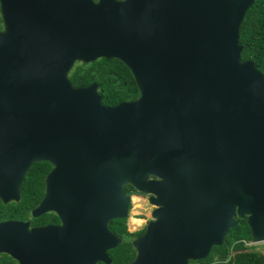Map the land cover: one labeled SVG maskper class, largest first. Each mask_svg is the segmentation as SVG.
I'll list each match as a JSON object with an SVG mask.
<instances>
[{"label": "water", "instance_id": "obj_1", "mask_svg": "<svg viewBox=\"0 0 264 264\" xmlns=\"http://www.w3.org/2000/svg\"><path fill=\"white\" fill-rule=\"evenodd\" d=\"M253 1L0 0V199L48 161L31 214L61 220L0 221V251L108 264L107 223L131 194L153 206L128 264L202 259L243 217L264 242V72L238 41ZM100 57L129 68L136 98L105 105L96 81L71 83L74 62Z\"/></svg>", "mask_w": 264, "mask_h": 264}, {"label": "trees", "instance_id": "obj_2", "mask_svg": "<svg viewBox=\"0 0 264 264\" xmlns=\"http://www.w3.org/2000/svg\"><path fill=\"white\" fill-rule=\"evenodd\" d=\"M238 41L242 48L241 59L250 60L256 68L264 72V0H254L247 9L239 26ZM68 77L74 86H85L96 81L101 103L105 105L131 100L139 94L129 68L114 57H100L91 62H76L69 71ZM50 168L51 164L48 161H37L29 167L21 187V199L11 203L16 207L13 210L6 209L9 213H14L15 216L27 214L28 209L36 204L42 192L37 182L42 183L44 174ZM6 210H3V214ZM237 221V224L228 230L220 245L212 246L204 258L190 260V264H264V250L258 251L256 245L248 244L251 241V234L245 217L238 218ZM109 227L121 237L118 245L108 250L111 258L109 264H128L135 255L132 238L140 235L143 229L128 232L125 218L110 221Z\"/></svg>", "mask_w": 264, "mask_h": 264}, {"label": "flooded vegetation", "instance_id": "obj_3", "mask_svg": "<svg viewBox=\"0 0 264 264\" xmlns=\"http://www.w3.org/2000/svg\"><path fill=\"white\" fill-rule=\"evenodd\" d=\"M46 174H44V176L42 178V183L37 182V185L41 189L42 192H41V195H40L38 201L36 202V204L28 209L27 214H22L21 216L17 214L18 216H15L14 213H9L7 211L8 209H12V210L15 209V207H16L15 204H11V203L18 202L21 199V196H22L21 187H22L23 182L19 188V194L20 195H19L18 200H9V201L4 202L0 199V210H2L1 214H0V221L19 220V221H23V222H28V228L29 229H31L33 227H42V226H47V225H60L61 220L55 211L49 210V211L43 212L37 216H32V214H31L32 208L38 204V202L40 201V199L43 197V195L45 193V177H46ZM127 190H133V187L131 185H126L124 187V191H127ZM142 198L146 199V196H143ZM130 201H131V197H130ZM146 201H147V199H146ZM151 208H150V212H151ZM3 210L4 211L6 210V212L4 214H3V212H4ZM130 213H131V203L128 206V216L125 217V224H126L127 231L128 232H134V231L141 230V229L144 230L146 223L151 219V215L149 214V216L147 218L140 217V219L142 220V224H139V226L135 227L133 230H129L127 228V218L129 217ZM131 218H133V217L131 216ZM115 219H117V218H115ZM112 220H114V219H112ZM112 220H109L107 223L108 224L107 226L109 229H110L109 223ZM136 237H134V238H136ZM134 238H132V240ZM42 241H43L42 246L46 245L47 247L52 248V245L50 244L49 240L43 239ZM40 249H41V247L31 251L32 252L31 254L26 249L23 253L19 254V256L21 257L20 258L21 262H22L21 264H45V260H47L48 256H45V253L43 251H41ZM98 263H103V262H97V264ZM0 264H20V262L18 259L11 256L9 253L0 251Z\"/></svg>", "mask_w": 264, "mask_h": 264}, {"label": "rangeland", "instance_id": "obj_4", "mask_svg": "<svg viewBox=\"0 0 264 264\" xmlns=\"http://www.w3.org/2000/svg\"><path fill=\"white\" fill-rule=\"evenodd\" d=\"M81 62V61H76ZM74 62V64L76 63ZM131 213L127 218V228L133 230L135 227L142 224L140 217L147 218L150 214L151 205H149L145 198H142L141 195L131 196ZM128 216V215H127ZM131 216L134 218H131ZM251 245V243H248ZM256 250L263 251V243L256 244Z\"/></svg>", "mask_w": 264, "mask_h": 264}, {"label": "clouds", "instance_id": "obj_5", "mask_svg": "<svg viewBox=\"0 0 264 264\" xmlns=\"http://www.w3.org/2000/svg\"><path fill=\"white\" fill-rule=\"evenodd\" d=\"M127 185H129V184H127ZM125 186H126V185H125ZM125 186H124V187H125ZM123 189H124V188H123ZM133 195H137V194H131V196H133ZM131 196H130V197H131ZM141 196H142V197H143V196H146V199H147V195H141ZM131 198H132V197H131ZM147 202H148V200H147ZM130 203H131V201H130ZM130 203H129V204H130ZM148 204L151 205V207L153 206V204H150L149 202H148ZM128 206H129V205H128ZM151 209H152V208H151ZM127 215H128V212H127ZM126 217H127V216H126ZM237 219H238V218H237ZM237 222H238V221H237ZM224 237H225V236H224ZM134 239H135V238H134ZM132 241H133V240H132ZM249 243H251L252 245H256V244H258V243H254V242H252V239H251V241H250ZM260 243H264V242H260ZM134 250H135V249H134ZM108 255H109V254H108ZM109 257H110V256H109ZM110 259H111V258H110ZM189 261H190V260H189ZM99 262H100V261H99ZM96 264H97V263H96ZM104 264H105V263H104ZM108 264H109V263H108ZM189 264H190V262H189Z\"/></svg>", "mask_w": 264, "mask_h": 264}]
</instances>
